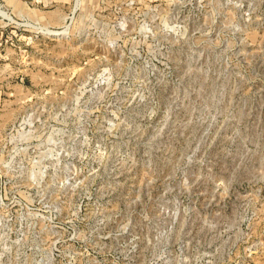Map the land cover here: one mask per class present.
<instances>
[{
  "label": "rangeland",
  "instance_id": "obj_1",
  "mask_svg": "<svg viewBox=\"0 0 264 264\" xmlns=\"http://www.w3.org/2000/svg\"><path fill=\"white\" fill-rule=\"evenodd\" d=\"M0 264H264V0H0Z\"/></svg>",
  "mask_w": 264,
  "mask_h": 264
}]
</instances>
